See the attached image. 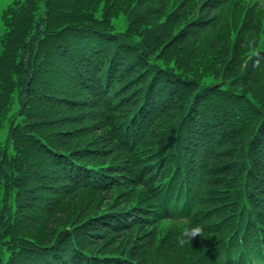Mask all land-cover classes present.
<instances>
[{
  "label": "trees",
  "instance_id": "obj_1",
  "mask_svg": "<svg viewBox=\"0 0 264 264\" xmlns=\"http://www.w3.org/2000/svg\"><path fill=\"white\" fill-rule=\"evenodd\" d=\"M0 21V264H264V0Z\"/></svg>",
  "mask_w": 264,
  "mask_h": 264
},
{
  "label": "clouds",
  "instance_id": "obj_2",
  "mask_svg": "<svg viewBox=\"0 0 264 264\" xmlns=\"http://www.w3.org/2000/svg\"><path fill=\"white\" fill-rule=\"evenodd\" d=\"M169 227L179 230L176 238V243L179 247H184L186 244L191 243L194 238L198 236L202 238L203 236V228L201 226L192 225L184 221L172 222Z\"/></svg>",
  "mask_w": 264,
  "mask_h": 264
},
{
  "label": "rangeland",
  "instance_id": "obj_3",
  "mask_svg": "<svg viewBox=\"0 0 264 264\" xmlns=\"http://www.w3.org/2000/svg\"><path fill=\"white\" fill-rule=\"evenodd\" d=\"M12 0H0V12H1V9H2V7L6 4V3H9V2H11ZM176 2V1H175ZM169 18L166 16V15H161L160 17H159V20H161V21H167ZM169 23H170V27H173L174 26V21L173 20H169ZM1 30H2V27H1V21H0V33H1ZM248 36V35H247ZM247 41H248V43L249 44H251L250 43V41H251V39H249L248 37H247ZM203 41H201L200 43H202Z\"/></svg>",
  "mask_w": 264,
  "mask_h": 264
}]
</instances>
